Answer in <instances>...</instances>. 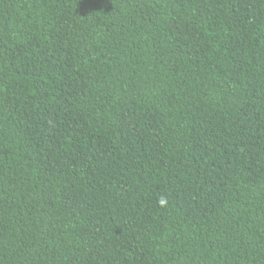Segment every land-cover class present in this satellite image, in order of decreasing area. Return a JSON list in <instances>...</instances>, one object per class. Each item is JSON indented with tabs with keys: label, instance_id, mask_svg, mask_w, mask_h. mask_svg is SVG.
Segmentation results:
<instances>
[{
	"label": "trees",
	"instance_id": "16d2710c",
	"mask_svg": "<svg viewBox=\"0 0 264 264\" xmlns=\"http://www.w3.org/2000/svg\"><path fill=\"white\" fill-rule=\"evenodd\" d=\"M0 264H264V0H0Z\"/></svg>",
	"mask_w": 264,
	"mask_h": 264
}]
</instances>
